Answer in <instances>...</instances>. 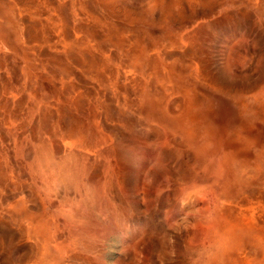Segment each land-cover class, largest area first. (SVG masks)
<instances>
[{
  "label": "rangeland",
  "instance_id": "374dc122",
  "mask_svg": "<svg viewBox=\"0 0 264 264\" xmlns=\"http://www.w3.org/2000/svg\"><path fill=\"white\" fill-rule=\"evenodd\" d=\"M0 264H264V0H0Z\"/></svg>",
  "mask_w": 264,
  "mask_h": 264
}]
</instances>
